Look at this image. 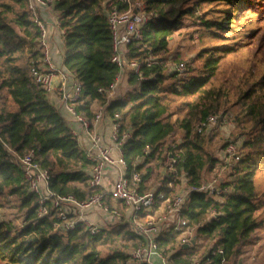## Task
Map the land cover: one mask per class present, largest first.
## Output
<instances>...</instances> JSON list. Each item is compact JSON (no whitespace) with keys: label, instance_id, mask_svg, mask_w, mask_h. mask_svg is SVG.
<instances>
[{"label":"trees","instance_id":"16d2710c","mask_svg":"<svg viewBox=\"0 0 264 264\" xmlns=\"http://www.w3.org/2000/svg\"><path fill=\"white\" fill-rule=\"evenodd\" d=\"M27 0H0V206L5 196L9 206L22 213L20 226L0 221V264H122L128 254L122 247L138 246L142 236L124 220L91 234L82 222L63 231L56 227L52 211L38 215V199L30 192L21 168L3 142L22 153L34 149V159L49 171L48 187L57 195H72L85 200L100 190L87 185L92 161L73 135L65 118L36 89L29 75L38 51L33 50L39 31L25 9ZM151 20L142 37L126 47V58L142 63L138 75L129 73L127 83L134 85L121 96L107 99L105 90L118 74L111 62L112 40L107 23V0H58L53 11L63 30V69L81 82L75 110L91 120L93 103L104 107L109 116L120 115V130L130 137L122 147L126 176L139 173L138 192L149 188V164L157 161L166 140L179 129L184 141L176 171L186 183L203 181V170L214 165L206 156L207 140L194 131L207 115L234 110V121H248L241 127L243 155L235 166L232 191L223 199L204 192L189 193L182 216L196 236L206 237L211 247L202 264H240L236 256L250 234L264 222L259 219L257 200L263 194L254 183V174L264 168V0H141ZM184 16L193 17L198 26V49L192 64L193 74L178 78L167 74L162 56L168 51L170 37L182 24ZM255 20V27L242 38L234 37L236 27ZM241 20V21H240ZM239 22V23H237ZM207 37L209 41L203 40ZM233 40V41H232ZM237 40V41H235ZM241 46H251L256 72L249 71L243 83L232 92L216 82L223 59ZM262 65V66H258ZM258 66V67H257ZM261 69L260 72L258 70ZM127 75V74H126ZM104 89L99 91L98 89ZM179 112L185 115L171 121ZM167 156V154H166ZM163 157V156H162ZM164 157L162 158L164 160ZM176 184L174 175L163 179L161 190ZM110 205L109 198L105 199ZM212 215L207 219V214ZM177 232L164 230L157 236L158 251L172 263L190 264V247L177 243ZM118 242L123 245L118 246ZM106 249V251H105ZM149 264V263H131Z\"/></svg>","mask_w":264,"mask_h":264},{"label":"built area","instance_id":"2783aa9c","mask_svg":"<svg viewBox=\"0 0 264 264\" xmlns=\"http://www.w3.org/2000/svg\"><path fill=\"white\" fill-rule=\"evenodd\" d=\"M57 1L27 0L25 5L30 20L39 31L37 46L40 56L36 63L31 66L29 75L36 89H42L46 93L54 89L57 76H64V72L53 62L49 26L40 14L41 9L52 10ZM106 17L112 40L111 62L118 68L115 80L105 90L107 99H112L123 74L133 73L141 79L140 67L142 63L149 65L152 62L150 58H145L142 61L126 58L127 45L141 39L145 26L151 20V15L145 11V6L141 0H107ZM173 69L175 72L184 71V62L177 63ZM81 88V82L74 78L69 88L62 87L60 89V98L63 108L80 124L89 137V144L85 149L87 156L92 161L88 170V187L102 189L106 168L108 166L115 167L116 178L108 191L98 190L83 201H77L72 195H57L49 189V171L34 159V149L30 148L19 153L4 142L3 144L18 162L28 190L36 195L39 216L52 211L56 218L55 225L59 229L67 231L73 229L77 222H82L89 233L97 234L102 225L96 220L83 216L82 212L89 207H94L112 215L111 219L115 222L123 220L124 215L117 208H110L104 204L105 197L109 196L110 199L123 204L128 211V214L125 215V221L143 238L142 243L129 251L127 262L122 264H155V261L157 264L158 261L160 264H165L169 260L158 251L157 244V236L161 232L172 229L178 234L177 243L186 245L190 242L191 228L186 225V220L182 216L189 193L193 191L204 192L210 196L223 199L232 191V185L222 186L217 183V178L213 177L209 181L199 184H187L185 188L179 189L178 192H171L169 195H166L161 189L138 192L137 188L141 181L140 175L134 173L131 180L126 176V162L122 152L124 142L130 137V131L128 129L120 130V115L114 113L113 116H109L112 120L111 146L103 142L99 131L91 132L90 128L97 125L102 114L105 113L104 107L101 106L91 120L77 113L75 105L80 97ZM98 90L104 91L101 88ZM219 118L222 120L225 117L219 114L207 115L196 125L197 132H205L216 125ZM72 133L76 137V133L74 131ZM112 150H115V154H112ZM225 152L235 161L240 158L235 153V147L232 143L225 147ZM169 154L171 157L168 159L171 164L178 163L180 154H175V156L172 153ZM175 178L176 176H174ZM159 202L161 204H158ZM70 206L74 207L77 212L75 218L71 216ZM169 218H172L171 224H165ZM171 264L184 263L171 262ZM190 264H201V262L192 261Z\"/></svg>","mask_w":264,"mask_h":264},{"label":"rangeland","instance_id":"374dc122","mask_svg":"<svg viewBox=\"0 0 264 264\" xmlns=\"http://www.w3.org/2000/svg\"><path fill=\"white\" fill-rule=\"evenodd\" d=\"M181 22V27L175 31L169 39L168 51L162 55L164 57L162 64L167 74L174 73L178 78H187L189 75L194 73L193 69H195V66L198 64V62L193 64L191 63V60L196 56L198 49L197 32H195L197 31L198 26L195 22V19L189 16H184ZM255 25L256 23L253 19L250 23L245 24L243 27L237 26L236 32H234V37L242 38L241 41L244 42L245 33L250 31L252 27H255ZM203 40L206 42H216L214 40L209 41L207 37H204ZM241 41L237 42L238 51H232L223 59L222 69L216 80L218 84H221L226 90L230 89L231 92L238 87V84L244 82L246 76H249V71L255 70L254 72H256V65H254L252 62V53L254 48L251 46L239 45ZM33 50L38 51V55L36 54L33 62L36 63L40 56L37 43H35ZM179 62H184L185 70L182 72H175L173 68L176 67V64ZM260 71L261 69L258 70V72ZM128 74L129 73L126 75L125 73L123 74L124 76L122 75L123 77L121 76L114 97L121 96L128 90L130 91L135 87L134 85L127 83ZM1 96L2 98H0V100L6 99L5 94H1ZM182 114L185 115V112L174 114L171 117V121L176 123L179 119L177 118L178 115L180 116ZM216 114L224 116L225 118L222 120L219 118V122L216 125L210 127L205 132H199L200 134H203L207 140L206 149L208 154H206V156L214 158L213 167L208 169V166L206 165V168L203 170L204 172L202 182L209 181L211 178L216 177L218 184L227 186L228 184H231L236 178L237 173L235 171V166L243 155L241 143L244 140V136L241 134V127L242 125L247 127L249 122L243 119L235 122L233 117L234 110L223 112V109H220ZM194 131H197L196 126ZM182 141H184L183 132L178 129L174 135L170 136L166 140L163 154L157 158V161L151 162V164H149L151 169V174L148 179L150 187H158L160 184L159 179H162V177L163 179H166L168 178L169 174L176 176V184L180 186L182 183V174H179L176 171L177 163L171 164V161H169L168 158L171 157L169 153H172L174 156L175 154L179 155L181 153L178 145ZM230 143H232V145L235 147V153L240 156L239 160L237 161H235V159L231 158L229 155H226L225 147ZM164 154L165 158L163 160L162 158L164 157ZM161 168H163V170H160ZM175 172L176 174H174ZM254 183L256 188L263 193L260 196L261 198L257 200V203L262 206L258 210V218L264 220V168L258 169L256 171L254 174ZM144 184L145 183H143V185ZM184 185L186 186V183ZM214 198L219 200L221 199L219 197ZM1 200L4 202L9 201V203H11L12 197L5 196L1 198ZM9 203L5 204V206H0V221H10L13 225L20 226L23 220L22 213L17 212L12 206H9ZM107 203L108 202H106L104 199L105 205L110 208L116 207L122 214L125 213V210H123L120 205H118V207L112 205L109 206ZM211 215L212 213L207 214V219ZM113 223L116 222L111 218L106 220L104 226L102 225L101 230L107 227L110 228ZM192 237L195 238V243L191 244L189 247L193 252V261H200V259L205 256V254L210 249L211 242L206 237L196 236L194 229L191 227V238ZM121 244L123 245V242H118L117 245L121 246ZM133 247H122L121 249L128 254ZM236 258V261L240 264H264V222L258 229L254 230L250 234L245 245L241 247L240 254L237 255ZM155 264H157V261H155ZM225 264L233 263L232 261H228Z\"/></svg>","mask_w":264,"mask_h":264},{"label":"crops","instance_id":"0c3cea01","mask_svg":"<svg viewBox=\"0 0 264 264\" xmlns=\"http://www.w3.org/2000/svg\"><path fill=\"white\" fill-rule=\"evenodd\" d=\"M40 14L42 19L47 22L48 26H49V39H50V45H51V56L53 59L54 64L59 67L63 72H64V76H57L56 77V81H55V85H54V89L47 93V99L50 103H52L55 108L60 112V114L65 118V120L67 121L69 127L71 128L72 131H74L76 133V137H77V142L79 144V146L85 150L88 147L89 144V137L86 134V132L84 131V129L80 126V124L75 121L70 115L69 113L63 108L62 105V100L60 98V89L62 87L65 88H69V86L72 84L74 77L69 74L68 72H66L63 67H62V58H63V31L60 29V27L58 26V16L56 14L55 11L51 10V9H41L40 10ZM124 76V75H123ZM122 76V77H123ZM101 106H99L97 103H93L92 105V110L93 112H97L99 110ZM184 114L182 115H178L177 118H181L183 117ZM111 118L109 117V115L107 113H103L102 114V118L99 121V123L95 126H92L90 128V131H99L102 135V140L105 144H108L109 146L112 145V141L110 138L111 135ZM112 154H115V150H112ZM160 170H163V168H161ZM164 176V175H163ZM116 178V171H115V167L112 166H108L106 168V173L104 176V181H103V188L100 190H105L108 191L114 180ZM180 179V178H179ZM181 180L182 183L180 184V186H178L177 184L172 185V182L169 181L167 183V186L171 187L173 190V192H178L179 189L181 188H185L187 186L186 183V179L184 177L181 176ZM159 186L158 187H150L148 180L146 182H144L146 184V186H149L148 189L146 190H158L161 189L160 187L163 185V177L162 179H159ZM186 183V186L184 185ZM171 194V193H170ZM106 198H109L110 200V205L109 206H117L120 205V207L125 210V213L122 214L123 216V220H126V216L128 214V211H126L125 207L123 206V204L119 201H115L114 199H110L109 196H106ZM108 204V203H107ZM158 204H161L160 202ZM163 205V203H162ZM112 208V207H111ZM116 208V207H115ZM157 208V207H156ZM70 210L72 212V218H75V214L77 213L74 209V207L70 206ZM157 211V209H156ZM83 216H86L90 219L96 220L98 221L101 225L104 226L105 221L110 219L112 217V215H110L109 213H104V211L94 208V207H89L87 209H85L82 212ZM172 218H169L165 224H171ZM158 264L159 261H158ZM165 264H171V261H166Z\"/></svg>","mask_w":264,"mask_h":264},{"label":"water","instance_id":"95a60500","mask_svg":"<svg viewBox=\"0 0 264 264\" xmlns=\"http://www.w3.org/2000/svg\"><path fill=\"white\" fill-rule=\"evenodd\" d=\"M194 243H195V238L192 237L190 239V242L188 244L184 245V247H188V246H190L191 244H194Z\"/></svg>","mask_w":264,"mask_h":264}]
</instances>
